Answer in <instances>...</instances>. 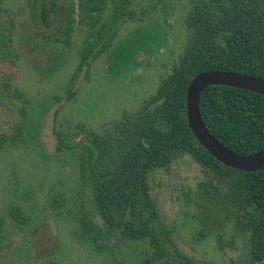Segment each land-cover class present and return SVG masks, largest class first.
Segmentation results:
<instances>
[{
    "label": "rangeland",
    "instance_id": "rangeland-1",
    "mask_svg": "<svg viewBox=\"0 0 264 264\" xmlns=\"http://www.w3.org/2000/svg\"><path fill=\"white\" fill-rule=\"evenodd\" d=\"M114 1L105 2L99 21L107 18ZM196 1L127 0L129 13L114 39L89 61L86 73L85 67L81 70L69 97L67 80L97 23L80 22L75 10L67 42H58L48 34L59 18L49 28L40 27L26 0L1 1L2 15L10 21L13 57L11 63L0 60V81L9 76L17 96L5 97L22 105V112L0 105V135L5 136L0 149V264H146V239L109 238L113 247L98 250L76 236V217L83 212L99 226L101 220L88 191H78V149L60 147L56 133L65 143L82 144L87 131L100 133L123 113H134L186 45L185 18ZM17 123L19 132L10 140ZM205 172L188 156L178 157L167 170L149 173L150 194L161 221L172 226L171 241L180 253L196 264H239L240 241L218 248L216 236L224 242L232 228L198 189ZM11 204L19 208L23 224L6 214Z\"/></svg>",
    "mask_w": 264,
    "mask_h": 264
},
{
    "label": "trees",
    "instance_id": "trees-1",
    "mask_svg": "<svg viewBox=\"0 0 264 264\" xmlns=\"http://www.w3.org/2000/svg\"><path fill=\"white\" fill-rule=\"evenodd\" d=\"M1 1L0 60L11 63L10 21L2 15ZM106 1L26 0L38 26L49 28L60 19L48 34L58 42H67L75 10L80 22L97 23L92 38L79 50L65 86L66 97L71 96L81 70L85 67L86 73L89 61L108 48L129 13L127 0H115L107 18L99 21ZM185 26L189 35L182 52L134 113H123L100 133L87 131L82 144L65 143V137L56 133L60 147L78 149V191H88L94 213L101 220L99 226L83 212L76 217V236L98 250L113 247L109 238L146 239L150 247L146 264H196L174 247L172 226L161 221L148 184L151 171L167 170L174 159L188 156L206 171L197 185L201 195L213 200L224 223L231 224L226 241L216 236L218 248L233 247L240 241L243 255L239 264H248L264 258V166L244 172L211 156L187 126L184 96L191 77L205 70L264 78V0H197L187 12ZM8 79L0 81V105L22 112V105L5 97L17 96ZM198 110L208 132L234 153L250 154L263 146L264 95L213 84L200 92ZM15 128L10 140L18 134L20 123ZM4 141L5 136L0 135V149ZM6 214L18 225L24 223L14 204Z\"/></svg>",
    "mask_w": 264,
    "mask_h": 264
},
{
    "label": "water",
    "instance_id": "water-1",
    "mask_svg": "<svg viewBox=\"0 0 264 264\" xmlns=\"http://www.w3.org/2000/svg\"><path fill=\"white\" fill-rule=\"evenodd\" d=\"M225 85L264 95V78L227 70H205L196 73L185 88V118L197 142L222 164L244 172L264 166V144L250 154H236L219 143L204 126L198 110L200 92L209 85ZM248 264H264V258Z\"/></svg>",
    "mask_w": 264,
    "mask_h": 264
}]
</instances>
